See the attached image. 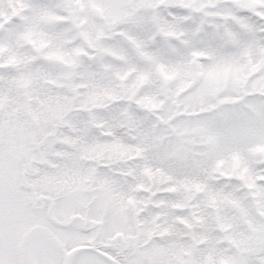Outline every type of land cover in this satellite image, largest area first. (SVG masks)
I'll use <instances>...</instances> for the list:
<instances>
[{"label": "snow or ice", "instance_id": "1", "mask_svg": "<svg viewBox=\"0 0 264 264\" xmlns=\"http://www.w3.org/2000/svg\"><path fill=\"white\" fill-rule=\"evenodd\" d=\"M0 264H264V0H0Z\"/></svg>", "mask_w": 264, "mask_h": 264}]
</instances>
